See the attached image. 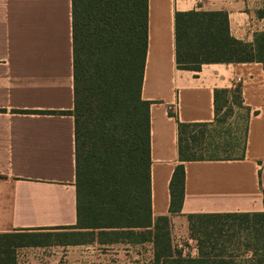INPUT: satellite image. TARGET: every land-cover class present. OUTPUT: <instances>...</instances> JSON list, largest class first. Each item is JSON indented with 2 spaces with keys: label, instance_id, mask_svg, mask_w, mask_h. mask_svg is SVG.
Here are the masks:
<instances>
[{
  "label": "crops",
  "instance_id": "1",
  "mask_svg": "<svg viewBox=\"0 0 264 264\" xmlns=\"http://www.w3.org/2000/svg\"><path fill=\"white\" fill-rule=\"evenodd\" d=\"M189 11L226 13L231 37L245 43L264 33V0H147L142 99L151 102V215L168 216L171 233L188 230L189 215L264 213L263 66L178 70L174 15ZM236 86L243 105L256 112L244 157L184 163L183 203L172 214L170 182L180 162L169 112L182 123H212L214 90ZM73 99L72 0H0V235L76 225L75 122L66 113ZM115 245L139 255L153 249L104 244Z\"/></svg>",
  "mask_w": 264,
  "mask_h": 264
},
{
  "label": "trees",
  "instance_id": "2",
  "mask_svg": "<svg viewBox=\"0 0 264 264\" xmlns=\"http://www.w3.org/2000/svg\"><path fill=\"white\" fill-rule=\"evenodd\" d=\"M259 15L264 17V11ZM174 24L178 70L199 72L204 64L252 62L264 69V33L251 44L234 39L226 13L176 12ZM72 33L74 99L73 110L66 113L75 122L77 223L0 235V264L13 263L3 254L10 256L13 252L8 249L14 246H69L95 240L152 243L153 264H264V213L189 215L191 228L197 220L210 222L195 236L198 257L193 259L183 258L173 248L168 216L152 219L151 102L142 99L147 0H72ZM235 105L246 112L247 123L256 115L243 105L240 86L214 90L212 123H182L169 112L177 124L180 162L170 182L172 214L179 213L183 203L184 163L244 157L247 125L243 137L235 138L229 128L220 134ZM223 109L228 111L221 116ZM239 147L240 155L231 158ZM229 218L235 227L233 221L225 228L218 224ZM95 231L99 239H74L93 236ZM102 237L110 238L101 242Z\"/></svg>",
  "mask_w": 264,
  "mask_h": 264
},
{
  "label": "rangeland",
  "instance_id": "3",
  "mask_svg": "<svg viewBox=\"0 0 264 264\" xmlns=\"http://www.w3.org/2000/svg\"><path fill=\"white\" fill-rule=\"evenodd\" d=\"M227 111V109H223V111H221V116ZM246 125V112L235 105L232 112L227 114L226 120L223 121L220 128V134L222 135L223 131H225L226 128H229L233 134L235 133V138L243 137ZM207 132L209 133V130H207ZM217 141L218 139H216V142ZM239 144H242V141H240ZM240 149L241 147H239L234 153H231V158H237L241 153ZM230 222H232L235 227V220L232 218H229L228 220L222 219L218 224L224 226L225 228V226H228ZM209 225L210 222L201 223L197 220L196 224L192 228L188 222V230H185V228L184 230L183 228H176L172 233L170 231L172 246H174L173 248L180 251L183 258H197L198 256L195 257L192 255V250L195 247L197 248L195 236L201 235L203 228L206 229ZM97 234L98 231H95L93 236H78L74 239L79 241L95 240L96 238L99 239ZM109 238L110 237H102L100 240L101 242H105ZM13 241L18 242L19 238H15ZM93 242L95 243L97 241L95 240ZM93 242L91 241L84 243L83 245L69 246H14L8 249L13 253L10 256L3 254V258L8 262L9 260L13 261V263L10 262L8 264H153L154 262V250H151V247L149 246L141 249L142 254L139 255L130 248L127 249L125 245L106 247L103 243L93 244ZM177 247H180V250ZM181 250H184V254Z\"/></svg>",
  "mask_w": 264,
  "mask_h": 264
}]
</instances>
